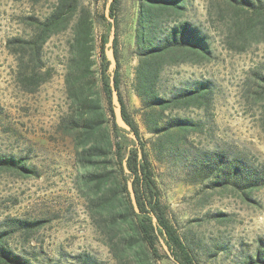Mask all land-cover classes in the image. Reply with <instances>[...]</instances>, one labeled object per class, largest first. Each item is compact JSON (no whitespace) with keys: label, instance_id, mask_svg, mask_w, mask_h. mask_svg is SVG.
I'll return each mask as SVG.
<instances>
[{"label":"rangeland","instance_id":"1","mask_svg":"<svg viewBox=\"0 0 264 264\" xmlns=\"http://www.w3.org/2000/svg\"><path fill=\"white\" fill-rule=\"evenodd\" d=\"M105 3L80 0V5L97 10L93 58L98 70L105 62L101 37H108L110 31L103 18ZM52 4L53 0H0V155L25 158L36 170L28 176L0 171V230H11L6 245L34 264H119L108 243L119 247L121 240H110L93 226L85 200L75 188L72 144L56 133L67 107L63 76L70 31L53 35L44 44L42 58L53 74L33 93L19 89L15 57L4 47L7 37L26 33L19 23L21 16L34 14L42 19ZM113 5L119 91L146 142L167 218L195 263L247 264L264 246V186L247 194L232 185L213 187L209 179L194 177L192 163L198 152L207 150L253 166L264 164V91L255 85V73L264 66V36L254 40L247 35L241 50L238 40L230 46L231 9L215 0L186 1L180 17L208 35L211 57L165 66L163 83L176 90L208 82L212 92L207 106L164 111L167 116L191 118L201 127L187 133L185 144L179 133L164 137L180 149L177 155L159 159L151 148L157 140L141 122V104L132 87L138 0H115ZM35 220L40 224L22 228V222ZM160 239L162 257L153 264H176L167 257ZM128 252L130 259L136 258L134 251Z\"/></svg>","mask_w":264,"mask_h":264},{"label":"trees","instance_id":"2","mask_svg":"<svg viewBox=\"0 0 264 264\" xmlns=\"http://www.w3.org/2000/svg\"><path fill=\"white\" fill-rule=\"evenodd\" d=\"M32 1L36 3L38 0ZM186 1L138 0L134 34L137 61L133 66L132 87L141 104V122L146 132L155 135L157 140L151 148L159 159L167 154L177 155L180 149L177 143H173V146L164 137L176 132L185 144L187 133L198 131L201 127L191 118L167 116L164 111L207 106L212 92L208 82H196L193 88L176 90L163 83L165 66L180 62L198 63L211 57L208 35L191 21L180 17ZM215 1L227 5L232 12V37L228 45L233 46L238 40L241 42L238 49L241 50L245 48L247 35L254 40L264 36V0ZM114 2L110 5V15L116 27ZM96 17L97 10L80 5V0H53L51 9L42 19L34 14L21 16L19 23L22 31H26L25 35L22 32L7 37L4 42L7 52L16 60L17 85L23 92L33 93L52 77L53 68L47 66L42 58L43 46L53 35L69 30L63 76L67 107L56 126V133L68 138L72 144L73 163L77 168L75 188L85 200L93 226L110 240L119 237V247L108 243L119 264H133L134 260L140 261V264H153V261L162 257L158 249L159 238L182 264H197L166 216L145 151L146 142L140 137L137 123L127 113L119 91L116 32L115 86L122 115L135 133L138 143L135 144L133 139L126 136L114 121L108 61L104 57L101 68H94ZM103 18L109 23L105 16ZM106 40L107 37L103 35V50ZM255 85L264 91V66L262 72L255 73ZM125 158L129 172L123 168ZM192 166L194 177L209 179L213 187L232 185L247 194L264 186V164L253 166L241 158L229 159L219 151L201 150ZM1 170L21 176L36 174L35 168L25 163V158L7 155H0ZM130 178L139 213L130 201L127 188ZM152 214L157 218L156 227L152 223ZM40 222L24 221L21 225L29 229ZM10 232L8 229L0 230V264H34L14 254L6 245V237ZM128 251H134L136 258L130 259ZM247 264H264V246L257 250L255 259Z\"/></svg>","mask_w":264,"mask_h":264},{"label":"water","instance_id":"3","mask_svg":"<svg viewBox=\"0 0 264 264\" xmlns=\"http://www.w3.org/2000/svg\"><path fill=\"white\" fill-rule=\"evenodd\" d=\"M113 0H106L105 7H104V16L106 20L110 23V31L107 37L106 42L104 43V55L106 60L108 61L107 64V74L109 77V87H110V102L112 106L114 121L116 125L124 130V133L126 136L130 137L135 141V144L138 143L137 137L135 133L133 132L131 126L125 121L123 115H122V108L121 103L118 96V90L115 86V69H116V59L114 55V37H115V24H114V18L110 15V5ZM123 168L125 172H129L126 164V158L123 160ZM127 188L129 191L130 201L134 208V210L139 213V208L136 201L135 191L132 184V178L128 179L127 181ZM152 216V223L156 227L157 226V218L154 214ZM160 242L162 244V247L164 248L166 254L176 263V264H182L179 260L175 259L172 255L171 251L168 249L167 245L164 243L162 239H160Z\"/></svg>","mask_w":264,"mask_h":264}]
</instances>
